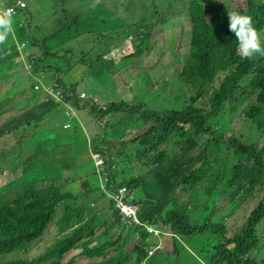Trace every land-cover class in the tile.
<instances>
[{
  "label": "trees",
  "instance_id": "trees-1",
  "mask_svg": "<svg viewBox=\"0 0 264 264\" xmlns=\"http://www.w3.org/2000/svg\"><path fill=\"white\" fill-rule=\"evenodd\" d=\"M2 1L8 4L15 2ZM28 2L22 11L25 23L21 24L18 18L13 17L12 32L4 43H0V78L10 79L15 75L13 70L23 66L21 59L15 60L19 57L17 44L23 42L26 48L36 47L39 51L30 53L26 58L31 73L36 75L39 72H51L55 87L63 90L64 99L74 108L83 107L77 98L76 84L67 85L61 77L71 74V61L75 56L78 60L97 59L99 51L103 50L102 46L107 45L105 41L111 40L121 27L109 28L107 32H103L91 22H88L89 25L82 22L87 27L84 28V33L91 37L93 34L97 36V43L91 42L94 48L91 45L87 47L83 40L77 47L67 42L50 48L48 36L41 39L38 37L41 25L36 23L35 14L40 8L30 6ZM183 2L186 11L182 17L186 18L189 29L187 51L179 80L185 87L190 84L192 93L185 94L181 91L183 86L179 85L178 92L170 100L172 107L160 110L148 109L144 103L129 105L124 101L119 104L110 102L101 108L92 104L89 108V113L98 119L110 112L127 110V119L136 128L150 124L144 133L125 144L124 149L106 151L119 166L109 173L106 187L113 190L117 187L116 180H119L120 184L123 183L132 190L134 202L140 205L138 216L142 222L168 225L179 236L205 232L219 235L221 240L208 250L209 264H263L264 260L258 261L250 255L261 242L264 198L256 203L244 223L232 235L227 236L228 227L224 217L216 209L218 202L210 200V196L218 189V201H234L235 208L264 179V55L258 54L253 59L242 58L236 37L228 31V12L236 11L251 16L253 26L261 34L264 31V2L243 0V4L235 6L223 0ZM138 6L142 11L146 10L144 3L140 2ZM54 7L57 13L62 12L55 3ZM150 10L155 12L156 6H152ZM120 13L128 26L125 19L129 18L123 16L122 11ZM142 21L143 19L137 25ZM82 23L78 12L72 13V16L58 17L54 26L68 31ZM77 29L75 28V32ZM261 42L264 45L262 39ZM9 70L12 71L7 72ZM20 75L25 74L22 71ZM27 76V79L31 78L30 75ZM25 89L22 87L19 95L26 96ZM226 105L236 106L232 109H239L240 113L243 111L242 120L247 123L244 135L235 136L232 133L227 138L225 128L221 124L217 126ZM59 106L60 102L52 97L32 103L0 124V138L27 129L33 130L32 133L38 132L43 120L57 113ZM108 124H103L102 133L94 141L96 147L106 139ZM41 151L42 148L37 145L28 157L32 159ZM46 158L52 164L56 155L50 152ZM138 158L141 159V171L133 176L125 175V166ZM92 173L97 174L95 168ZM78 179L65 178L58 186L24 188L21 194L8 202L0 198V259L5 260L2 264H72L82 257L93 258L87 264H141L142 261L149 264L151 258H145L146 249L152 242L148 241L150 234L141 226L123 223L111 200L107 204V209L111 211L108 215L113 218L118 233L116 235L114 230L105 227L102 233L106 239L99 240L100 234L98 240L92 239L95 233L91 230V221L83 219L92 211L87 207L88 199L97 190L100 191V188L89 187L81 178V189H78ZM177 190L179 197L175 198ZM193 198L204 199L205 202L192 205L191 208L189 205L188 208L189 199ZM58 209L61 212L55 217ZM98 218L101 216L96 217ZM49 225H53L60 236L47 241L48 247L36 257H18L42 237ZM85 229L88 233H84V236L88 239L76 247ZM69 230L71 232L67 234ZM111 233L116 236L108 238ZM128 235L136 238L127 251L124 244ZM74 248L79 250L63 262L65 255Z\"/></svg>",
  "mask_w": 264,
  "mask_h": 264
},
{
  "label": "rangeland",
  "instance_id": "rangeland-1",
  "mask_svg": "<svg viewBox=\"0 0 264 264\" xmlns=\"http://www.w3.org/2000/svg\"><path fill=\"white\" fill-rule=\"evenodd\" d=\"M27 1L30 6L36 5L37 9L40 8L39 12L36 9L37 14H35L37 16L36 23L41 25V34H38V37L41 39L48 36L49 41L47 42L50 48L67 42L77 47L81 40L87 47L92 46L91 42L97 43L96 34L91 37L84 33V28L87 29L84 23L89 25L88 22H91L103 32L117 26L121 28L116 30L111 40L105 41L107 45L102 46L103 50L99 51L97 59L78 60L75 56L77 61L74 59L75 57L71 61V74H64L61 77L67 85L76 84L77 98L80 103L86 104V107L74 108L75 114L71 112L69 105H62L61 112L65 109L71 116L73 115L71 119L66 118L70 123L63 121L60 112H58L54 116L45 118L40 124L38 132L32 133L33 130L27 129L17 134L3 135L0 138V198L7 202L21 194L24 188L58 186L64 182L65 178L78 179L80 177L76 181L78 189H81L79 181L81 178L89 187H97L100 178L97 174L92 173L94 167L89 147L102 133L101 123H109L107 137L98 145L104 151L124 149L125 144H128L135 136L144 133L150 126V124H145L136 128L127 119L129 117L127 110L125 112L122 110L110 112L98 119L88 111L89 98L94 100L92 102L95 106H105L110 102L119 104L120 101H124L129 105L144 103L148 109L160 110L172 107L170 100L172 95L178 92L179 85L183 86L181 91L185 94L192 93V86L187 84V88L179 80L182 61L188 45L189 25L186 18L182 17L186 11L184 0H24L26 6ZM223 1L232 6L243 4V0ZM262 1L264 2V0ZM140 2L144 3L145 11L139 9ZM53 3L59 6L62 12L57 13L55 7L53 8ZM152 6H156L155 12L150 10ZM121 11L123 16L129 18V20L125 19L128 26L123 21L124 17L121 16ZM78 12L80 22H84L81 25L74 26L68 31L60 30L54 26L55 19L58 17L70 14L72 16V13L77 14ZM174 17H177L178 20ZM142 19V23L137 25ZM75 28H78L77 33ZM260 38L264 41V31L260 34ZM94 47L92 46V48ZM32 52L38 53L39 51L36 47L26 48L20 57L24 58L26 54ZM57 61L60 62V60ZM25 65L16 67L13 70L15 75L10 79L0 78V124L44 97V94L38 92L39 89L34 88L35 84L39 82L38 74L34 77L31 73V78L27 79L30 68L28 63ZM10 71L12 70L7 72ZM22 71L24 76L20 75ZM43 76L46 78L41 79V84L50 85L51 72H44ZM22 87L26 88V96L19 95V90ZM10 90L12 91L10 92ZM81 92L85 93L84 98L80 97ZM232 107L236 106L226 105L217 122V126L221 124L225 128V137L227 138L232 133L235 136L246 133L245 124L247 123L242 120L243 111L240 113L239 109L234 110ZM55 121H58V125L68 123L73 128L61 129V131L58 129V125L51 126ZM37 145L42 148V151L31 159L28 155ZM50 152L56 155L52 164L46 158ZM140 163L141 159L139 158L130 161V164L125 166V175L133 176V174L139 173L141 171ZM101 193L97 190L88 199L87 207L92 211L86 214L83 219L91 221L90 227L95 233L92 239L97 240L98 234L101 235L99 240L107 238L102 233L105 227L114 230L115 234L118 233L113 218L108 215L110 213L109 208L107 209L108 198ZM174 197H179L178 190L174 193ZM263 198L264 179L262 184L235 208L234 201H218L220 200L218 189L210 196V200L218 202L219 206L215 207L221 211L224 217V222L228 227L227 236L232 235L244 223L256 203ZM203 202H205L204 199H189L187 207L189 208L190 205L191 208L192 205H200ZM232 208L234 210L229 212ZM169 209L170 207L167 208V211ZM60 212L61 209H58L55 217ZM98 216L101 218L96 219ZM158 228L161 234L148 238V241L157 243L156 248L162 251L151 258L149 264H209L208 250H211L213 245L221 240L219 235H211L206 232L179 236L176 231L165 224L158 225ZM70 232L69 230L66 233ZM84 233L87 234L88 231L84 230L76 247L88 239ZM115 234L111 233L108 238L117 235ZM175 235L177 237L174 238ZM59 236L55 227L49 225L42 237L32 243L27 252L21 253L18 257L26 259L36 257L48 247L47 241ZM129 236L131 235H128L124 244V249L127 251L133 246L136 238ZM260 238L261 242H259L258 248L250 255L258 261L264 260V228L261 229ZM78 250L74 248L67 253L63 262ZM92 259L82 257L73 261L72 264H87ZM4 261V259H0V264ZM144 263L143 261L142 264Z\"/></svg>",
  "mask_w": 264,
  "mask_h": 264
},
{
  "label": "clouds",
  "instance_id": "clouds-1",
  "mask_svg": "<svg viewBox=\"0 0 264 264\" xmlns=\"http://www.w3.org/2000/svg\"><path fill=\"white\" fill-rule=\"evenodd\" d=\"M16 1L17 0H15V2ZM21 1L24 2V0H21ZM15 2L12 4H8V3H5L2 0H0V8L11 6V5L15 4ZM25 7H26V3H25L24 8ZM24 8L18 9L17 12L12 16H11V13H12L11 9H8L7 11H0V43H4L6 38L9 35V33L12 32V19L11 18L16 17L21 21V24L25 23V17L22 14V11L24 10ZM228 31L233 33L234 36L236 37V40L238 41L239 54L242 56V58L253 59L258 54L264 55V45H262L260 33H258L256 28L253 26V20H252L251 16L244 15V14H241V13L236 12V11L228 12ZM17 48L19 50V58L18 59H21L23 61L24 65L27 64V61L25 58H28L29 53L28 54L24 53V54H26V56L24 58L20 57V55L23 52H25V50H26L25 43H23V42L18 43ZM27 68H28V66H27ZM29 68H30V65H29ZM43 73L44 72L38 73L37 79L39 80V82L36 81L38 84H35L34 88L37 90L39 89L38 92H41L42 94H44V97L42 99H47V98L52 97V98L56 99V101H59L60 106H59L58 112H60V114L62 116L61 118L63 119V121H68L70 123V121L68 119H71V117L73 115L71 116L68 113V111L65 109H63L61 112L60 109L62 108V105H66V106L69 105L71 108L70 109L71 112L75 114L76 111L74 110V107L64 99L62 88L55 87L54 81L52 79H51L50 85L41 84V79L44 77ZM29 75L31 76V71H29ZM33 76L36 77V75H34V74H33ZM45 78L46 77H44V79ZM48 87H50L53 90V92L60 90V96L55 97L52 94L48 93L47 92ZM80 97L84 98L85 93L81 92ZM88 101H89L90 106L92 104H94V102H92L94 100H92V99L90 100V98H89ZM80 106L86 107V104L84 102H81ZM90 106H89V108H90ZM99 107L101 108L104 106L102 105ZM76 109H78V108H76ZM88 111H89V109H88ZM57 113L52 114V116L56 115ZM66 118H68V119H66ZM104 123H101V127H103ZM53 125L57 126L58 121H55L54 124H52L51 126H53ZM58 127H59L58 129H60V130L61 129L69 130L70 128L71 129L73 128L72 125H70L68 123H64V125H63V123H61L60 125H58ZM98 145H99V143H98ZM98 145L96 147L95 144L93 143L89 147V149H90V152L92 150H97V151L101 152L102 156L105 159V164L103 166L96 167L94 165L92 158H91L93 167L95 168V171L97 172V175L100 178L99 183H98L100 191L102 193H104V195H106V197L108 198V202H109V200L112 201V205H113L114 209L116 210V212L118 213L120 219L123 221V223H126L128 226H138V227L141 226L146 232H148L150 234V236L148 238H150V237L152 238V236H154V235L158 236V234L160 233L158 225H161V224L146 223V222H142L139 219L138 212L140 210V205L138 203L134 202V198H133L134 194H133L132 190H130L125 184H123V183L120 184L119 180H116L117 181V187L116 188H114L113 190L107 189L106 185H107V182L109 181L108 175L111 171L113 172V170L117 169V165L115 164V162H113V157H110L109 154L106 153V151L102 150ZM90 157H91V154H90ZM109 163L111 164L110 167L108 166ZM104 173H106V177H107L106 181L104 179L105 178ZM121 186H124L129 192V196H127L124 201H125V204L130 205L132 207L133 213H128L126 215H123L120 212V209L117 208L115 205V203H116L115 195L117 193L118 188ZM133 217L135 218V220H132ZM156 246H157V243L150 244V246L146 249V258L145 259L153 258V256H155L156 254H158V253L160 254V251H162V250L161 249L159 250L158 248H156ZM142 263H143V261L141 262V264Z\"/></svg>",
  "mask_w": 264,
  "mask_h": 264
},
{
  "label": "built area",
  "instance_id": "built-area-1",
  "mask_svg": "<svg viewBox=\"0 0 264 264\" xmlns=\"http://www.w3.org/2000/svg\"><path fill=\"white\" fill-rule=\"evenodd\" d=\"M25 6V3L21 0H17L15 2V4L11 5V6H7V7H4V8H0V11H7L8 9H11L12 10V13H11V16L14 15L18 9H23ZM47 92L52 94L53 96L55 97H59L60 96V90L58 91H55L53 92L52 89H47ZM91 154V158L94 162V165L96 167H101L105 164V159L104 157L102 156L101 152L97 151V150H92L90 152ZM104 176H105V181L107 180V177H106V173H104ZM129 196V192L128 190L124 187V186H121L118 188L117 190V193L115 195V199H116V207L120 209V212L123 214V215H126L128 213H133V210H132V207L130 205H127L125 204V198ZM132 220H135V218L133 217Z\"/></svg>",
  "mask_w": 264,
  "mask_h": 264
},
{
  "label": "crops",
  "instance_id": "crops-1",
  "mask_svg": "<svg viewBox=\"0 0 264 264\" xmlns=\"http://www.w3.org/2000/svg\"><path fill=\"white\" fill-rule=\"evenodd\" d=\"M59 147V145H57Z\"/></svg>",
  "mask_w": 264,
  "mask_h": 264
}]
</instances>
